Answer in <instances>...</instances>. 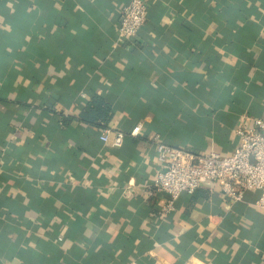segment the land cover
I'll list each match as a JSON object with an SVG mask.
<instances>
[{"label":"crops","instance_id":"crops-1","mask_svg":"<svg viewBox=\"0 0 264 264\" xmlns=\"http://www.w3.org/2000/svg\"><path fill=\"white\" fill-rule=\"evenodd\" d=\"M127 3L0 0V264H264L258 192L203 182L165 216L151 194L155 136L225 155L264 119V0H148L122 39Z\"/></svg>","mask_w":264,"mask_h":264},{"label":"built area","instance_id":"built-area-1","mask_svg":"<svg viewBox=\"0 0 264 264\" xmlns=\"http://www.w3.org/2000/svg\"><path fill=\"white\" fill-rule=\"evenodd\" d=\"M148 0H128L122 9L118 35L122 39L135 37L146 22ZM140 126L131 135L137 136ZM238 143L229 154L210 150L195 154L180 147L159 142L154 137L159 172L153 182L152 195L165 197L161 214H169L178 197L193 194L203 182L218 186L229 200L240 201L247 192H258L254 206L264 213V119L254 118L251 125L236 128ZM121 131L106 130L100 140L112 147L123 144Z\"/></svg>","mask_w":264,"mask_h":264},{"label":"trees","instance_id":"trees-1","mask_svg":"<svg viewBox=\"0 0 264 264\" xmlns=\"http://www.w3.org/2000/svg\"><path fill=\"white\" fill-rule=\"evenodd\" d=\"M112 114L113 110L110 104L103 97L93 95L83 107L80 113V119L86 124L94 125L98 128H105Z\"/></svg>","mask_w":264,"mask_h":264}]
</instances>
